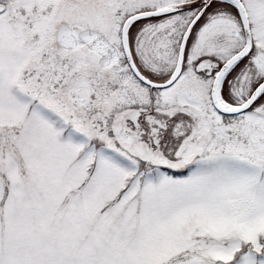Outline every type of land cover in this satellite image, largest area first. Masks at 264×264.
Returning <instances> with one entry per match:
<instances>
[{
	"label": "snow or ice",
	"instance_id": "obj_1",
	"mask_svg": "<svg viewBox=\"0 0 264 264\" xmlns=\"http://www.w3.org/2000/svg\"><path fill=\"white\" fill-rule=\"evenodd\" d=\"M0 264H264V0H0Z\"/></svg>",
	"mask_w": 264,
	"mask_h": 264
}]
</instances>
